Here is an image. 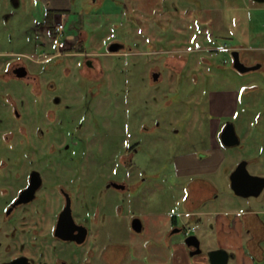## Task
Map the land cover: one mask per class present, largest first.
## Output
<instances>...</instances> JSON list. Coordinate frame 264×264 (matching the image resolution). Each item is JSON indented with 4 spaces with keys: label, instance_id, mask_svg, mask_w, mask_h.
Here are the masks:
<instances>
[{
    "label": "flooded vegetation",
    "instance_id": "obj_1",
    "mask_svg": "<svg viewBox=\"0 0 264 264\" xmlns=\"http://www.w3.org/2000/svg\"><path fill=\"white\" fill-rule=\"evenodd\" d=\"M41 1L45 11L35 29L47 31L48 41L32 40L27 50L0 53V103L7 104L0 107V264H184L189 256L211 264L209 252L215 248L196 234V225L181 222L213 217L216 188L221 190L219 175L226 173L231 190L230 161L246 157L250 130L257 134L256 145L264 153V112L250 118L254 107L239 102V89L209 74L214 88L207 107L196 106L200 110L196 120L183 122V130L175 129L170 139H153L143 132L146 127L137 134L141 119L135 117L131 98L123 99L129 110L123 126L114 117L120 91L113 81L124 71L120 59L143 54L139 34L145 24L175 22L178 6L157 7L149 17L147 0H132L109 13L114 21L103 18L109 30L102 50L100 22L87 25L85 20L79 28L71 22L74 0ZM20 3L13 0L15 7ZM100 3L94 0L91 7L97 9ZM94 16L103 20L98 12ZM62 20L69 38L57 37L56 24ZM150 37L156 41L163 36L151 33ZM173 52V59L181 64L170 65L166 54L162 68L151 67L154 84L164 79L163 68L176 74L177 84L198 78L195 70L190 71L197 59L182 54L180 48ZM243 52L241 46L231 50L232 67L242 74L246 72L237 69L236 60L259 63L249 64ZM13 81L33 89L31 101L23 91L7 86ZM222 92L236 100L218 107L213 95ZM147 102L145 96L141 102L145 118ZM217 158L221 163L216 170ZM151 165H156L157 178L161 175L157 170L164 171L162 198L169 199L174 192L175 204L182 207L169 218L164 206L157 213L147 200V191L157 184L147 173ZM200 192L206 196L201 203L208 205L202 212ZM219 207L231 214V203ZM245 221L242 217L244 225ZM191 236H197L200 244L187 242ZM243 244L254 264H263L264 220L245 226ZM260 247L262 256L257 253ZM226 250L227 264H238L236 253Z\"/></svg>",
    "mask_w": 264,
    "mask_h": 264
},
{
    "label": "rangeland",
    "instance_id": "obj_2",
    "mask_svg": "<svg viewBox=\"0 0 264 264\" xmlns=\"http://www.w3.org/2000/svg\"><path fill=\"white\" fill-rule=\"evenodd\" d=\"M20 1V5L15 7L13 0H0V53L18 52L24 48L27 50L28 44L32 40L48 41L47 31L45 35L43 30L35 29L37 23L42 20L45 11L42 1ZM93 1L74 0L71 9V22H74L78 28L85 20L87 25L100 22V29L97 32L99 37L104 38L99 44L104 50L109 28L106 25L107 20L103 18L107 17L114 21L111 16L113 14L109 13L117 12L121 10V7L131 5L132 0H100L101 3L97 6V9L91 7ZM173 4H176L179 9L177 19L174 20L176 23L166 22L165 20L161 24L146 23L144 30L141 29L143 33L139 34L142 37L139 41L141 42L143 54L132 58H121L120 69L124 68V71L120 72L114 81L112 77L110 78V81L115 82V86L120 91V108L115 111L114 116L116 121L122 123L123 126L125 119L128 118L129 110L126 111V103L123 100L126 96V99L131 98L132 103H134L135 117L141 119L137 121V134L142 131L141 127L142 129L146 127V131L143 132H147L148 136H152L153 139L158 137L160 139V136L170 139L174 136L173 131L175 129L183 130V122L196 120L198 117L196 113L207 107L209 94L214 88V84L210 85L212 78L209 80L206 76L209 74H214L213 78L217 79L216 81H226L228 87L239 89V102H243L251 108L254 107V110L251 111L253 115L250 118L253 119L257 111H259L258 114L264 112L262 110L264 109V65L262 63V61L264 62V48L251 47L252 49L247 48L248 50L243 48V53L251 64L255 63L256 60H261L262 67L260 69L242 74L236 71L231 64V50L233 47L247 46V43L264 46V10L258 11V9H255L257 4L264 6V3H258L256 0H147L145 8H147L146 11L150 17L152 12L158 11L157 7L159 9V7L167 5V7L173 8ZM96 12L101 14L99 18L103 20H95L94 15H96ZM82 13L83 17L79 18L78 15ZM122 16L121 14L120 17L122 18ZM178 28H182V30L179 31ZM151 33H161L164 39L162 37L154 41L150 39ZM248 36H250L249 40ZM171 38L174 41L170 40ZM178 48L181 49L182 54L193 55L192 59H197L198 62L190 71L195 70L198 78L190 77L186 80L188 83L177 84L176 74L170 75V70L163 68L164 79L160 83L154 84L151 77V67L158 65L162 68L166 54L170 65L175 67L180 65V61L178 62L176 58L173 59L172 57V54L175 53L173 51ZM226 49H230V51ZM106 60H113V57H106ZM218 63L224 67L219 68L216 66ZM143 76L145 79H143ZM20 84L21 82L13 81L9 82L7 86L14 90L23 91L31 101L34 97L33 89L26 86L20 87ZM179 85H181L182 90L177 89ZM246 86H248V89H244ZM222 89L224 88L222 87ZM145 96L148 101L146 104V118L142 115L144 110H141V102ZM181 97L187 99L186 102L189 104H185L183 100L181 101ZM35 100H39V98L35 96ZM234 100L236 98L233 99L230 93L222 92L216 96L213 95L214 103L220 108L224 105L225 107L230 105ZM198 105L200 110L196 108ZM2 106H7L6 102L1 101L0 107ZM185 115H189V117H185ZM118 133L119 135L123 133L122 127L119 128ZM251 138L255 139V135ZM252 144L256 145L257 143L252 141ZM241 160L243 159L236 158L233 162H240ZM249 160L248 169L250 173L264 177V155L259 156L257 160ZM154 167L151 165L147 173L153 175L152 180L157 184L154 185L153 191L152 188L147 191L146 197L148 202H152V206H154L150 207L152 210L158 213L157 208L164 206L166 215L169 218L172 212H175L176 209L178 211L182 207L175 204V200H173L174 192L169 199L162 198V194L165 192V188L163 189L165 182L162 176L164 171L158 169L157 172H160L161 175L160 177L157 175V178L154 176L156 173ZM221 175V177L219 175L220 180L218 181L221 186L220 191L225 188L227 192L229 191L228 176H226V173H221ZM232 195L235 200L241 201V208L251 206V204L253 206L259 205V207L264 206V190L259 197L238 198L235 194ZM155 215L153 214V216ZM262 217L264 218V214H262ZM181 223L188 227L196 225L193 222H188V220H183ZM204 227L205 225L202 224L197 225L196 234L202 236L203 239L205 238L206 242L211 243L207 246L212 247L215 242L213 237L215 233L209 226L208 229L206 228L207 231L203 229ZM210 231L211 235L209 237ZM203 234H205V237H203ZM188 258V264L202 263L199 258L194 259L191 256ZM231 263H233V260H231Z\"/></svg>",
    "mask_w": 264,
    "mask_h": 264
},
{
    "label": "crops",
    "instance_id": "obj_3",
    "mask_svg": "<svg viewBox=\"0 0 264 264\" xmlns=\"http://www.w3.org/2000/svg\"><path fill=\"white\" fill-rule=\"evenodd\" d=\"M256 1L258 3H264V0H256ZM263 8L264 6L262 4L261 5L257 4L255 9H258V11H260V10H264ZM249 39H250V36H248V40ZM247 44H248L247 46L243 45V48L245 49L247 48L252 49L251 47H260L259 49L264 48V46L257 45V44L256 45H251L250 43H247ZM256 61H259L261 63L260 59ZM249 64L251 63L249 62ZM252 134H254L253 130H250L249 139H248L249 140L248 152H247L246 157L244 158V159H247L248 161H250L249 159L257 160L259 156L264 155V153L260 152V148L257 145L252 144V141L258 143L257 139H259L256 133H255V139L254 138L252 139L251 138ZM234 159L236 158H232L230 161L231 168L233 169V171L236 168L237 164L239 163V162L234 163L233 162ZM239 159H242V158H239ZM220 163H221V159L217 158L214 164V167L216 168V170L219 168ZM216 193H217V197L215 198V206L213 205V207H211V210L213 212V217L209 220L208 219L200 220L199 222L194 223V224H196V226L199 224L205 225V227L203 228L204 230H206L208 226L211 229H213L215 233V236H213L215 239V242H214V246H212L211 248L214 247L216 249V247H219V248L231 249L236 253V256H237L236 260L238 261V264H254L253 259L251 257V253L246 249V247L243 244V237H244V232H245V226L247 227L256 226L261 220H264V218L262 217V214H264V206L262 205L259 207V205L253 206L251 204V206H247V207L243 206V208H241L242 207L241 201H239L238 199L235 200L232 194H235L238 198L239 197L240 198L241 197L242 198L259 197L261 194L258 196L243 197V196L237 195L234 192L233 188L227 192L225 190L220 191L219 188H216ZM205 197H206L205 194L200 192V195L198 198V200L200 201V206L198 210L200 212H202L204 209L207 208L206 206H208V205L204 206V204L201 203ZM226 203H229V204L231 203V208H230L231 214L226 213L223 208L219 207L221 205L224 206V204ZM242 217L246 219L245 225L242 222ZM210 235H211V231L208 234V236ZM207 245H211V243L207 242ZM257 253H259V255L262 256L263 250L261 249V247L258 248ZM184 264H188L187 257H185L184 259Z\"/></svg>",
    "mask_w": 264,
    "mask_h": 264
},
{
    "label": "water",
    "instance_id": "obj_4",
    "mask_svg": "<svg viewBox=\"0 0 264 264\" xmlns=\"http://www.w3.org/2000/svg\"><path fill=\"white\" fill-rule=\"evenodd\" d=\"M233 53H238L234 51ZM236 67L241 72H248L261 68L262 63H256L253 65H246L236 60ZM249 161L247 159L241 160L231 175L232 188L237 195L248 197L258 196L264 189V177L253 175L248 169ZM196 242L195 245L200 244V240L197 236H191L187 238V242L191 240ZM229 252L224 248L213 249L209 252V259L211 264H227L229 260Z\"/></svg>",
    "mask_w": 264,
    "mask_h": 264
},
{
    "label": "built area",
    "instance_id": "obj_5",
    "mask_svg": "<svg viewBox=\"0 0 264 264\" xmlns=\"http://www.w3.org/2000/svg\"><path fill=\"white\" fill-rule=\"evenodd\" d=\"M56 33L59 39L69 38L68 35H65V21L64 20L56 24ZM62 44L63 42H60V45Z\"/></svg>",
    "mask_w": 264,
    "mask_h": 264
},
{
    "label": "trees",
    "instance_id": "obj_6",
    "mask_svg": "<svg viewBox=\"0 0 264 264\" xmlns=\"http://www.w3.org/2000/svg\"><path fill=\"white\" fill-rule=\"evenodd\" d=\"M53 16H54V15H51V19H53Z\"/></svg>",
    "mask_w": 264,
    "mask_h": 264
}]
</instances>
